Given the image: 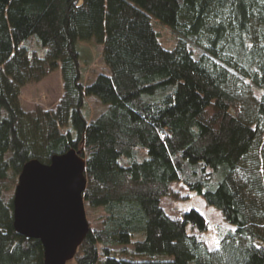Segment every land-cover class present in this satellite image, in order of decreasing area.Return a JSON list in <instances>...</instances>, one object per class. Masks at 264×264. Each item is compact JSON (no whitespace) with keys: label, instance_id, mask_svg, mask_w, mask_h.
Returning <instances> with one entry per match:
<instances>
[{"label":"trees","instance_id":"1","mask_svg":"<svg viewBox=\"0 0 264 264\" xmlns=\"http://www.w3.org/2000/svg\"><path fill=\"white\" fill-rule=\"evenodd\" d=\"M90 39L107 71L85 82ZM56 69L58 105L25 109L22 88ZM89 96L106 105L93 119ZM72 148L103 215L67 264H264V0H0V264H45L11 190L25 163ZM177 182L231 226L215 247L196 208L166 212Z\"/></svg>","mask_w":264,"mask_h":264},{"label":"water","instance_id":"2","mask_svg":"<svg viewBox=\"0 0 264 264\" xmlns=\"http://www.w3.org/2000/svg\"><path fill=\"white\" fill-rule=\"evenodd\" d=\"M86 187V160L74 148L23 166L13 194L14 228L41 241L45 264H67L86 237Z\"/></svg>","mask_w":264,"mask_h":264},{"label":"rangeland","instance_id":"3","mask_svg":"<svg viewBox=\"0 0 264 264\" xmlns=\"http://www.w3.org/2000/svg\"><path fill=\"white\" fill-rule=\"evenodd\" d=\"M151 21L164 47L173 49L176 46L177 37L170 26L154 15L151 16ZM77 47L80 53V64L84 72L85 82H91L98 73L107 71L101 58L102 44L94 39L79 40ZM195 52L199 53V50L196 49ZM39 55L44 57L45 51L41 49ZM63 92V77L60 69H56L40 82L25 85L21 92V102L23 107L29 111L37 107L53 109L58 105ZM254 93L257 97L260 96L258 91L255 90ZM104 109H106V105L97 98L87 97L85 112L89 119L97 117ZM14 190L15 188H12V195ZM162 203L166 212L173 217H180L182 211H187L191 208H196L200 211L209 223L204 238L211 248L217 245L220 233L231 228L215 207L208 205L203 197L196 195L180 182L173 184V193L164 197ZM86 215L89 225L98 227L103 211L101 209H91L86 205Z\"/></svg>","mask_w":264,"mask_h":264}]
</instances>
